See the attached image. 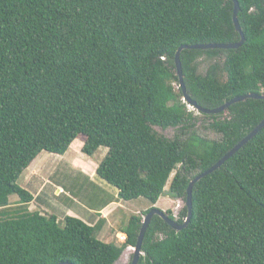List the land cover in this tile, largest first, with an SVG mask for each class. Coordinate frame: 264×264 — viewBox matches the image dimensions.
<instances>
[{
  "label": "trees",
  "instance_id": "trees-1",
  "mask_svg": "<svg viewBox=\"0 0 264 264\" xmlns=\"http://www.w3.org/2000/svg\"><path fill=\"white\" fill-rule=\"evenodd\" d=\"M237 2L240 47L180 53L203 109L264 95V0ZM232 14L230 0H0V264H115L136 244L138 215L118 245L97 238L102 224L28 210L34 197L17 181L41 152L63 156L78 138L88 157L107 149L96 175L118 200L146 199L145 216L166 195L185 202L189 183L264 119L260 99L218 115L183 101L176 51L239 42ZM13 195L21 207H9ZM191 202L180 231L153 217L138 264H264V128L193 185ZM187 214L166 212L179 225Z\"/></svg>",
  "mask_w": 264,
  "mask_h": 264
},
{
  "label": "rangeland",
  "instance_id": "rangeland-1",
  "mask_svg": "<svg viewBox=\"0 0 264 264\" xmlns=\"http://www.w3.org/2000/svg\"><path fill=\"white\" fill-rule=\"evenodd\" d=\"M210 63L202 60L199 73L203 74ZM202 125L205 123H199L195 128L199 136L219 140V135L205 130ZM154 130L167 138L175 134L174 129L161 130L154 127ZM82 142V138L75 140L63 156L41 152L22 173L17 184L34 197L28 204V210L40 212L44 216L55 215L61 226L66 216L79 218L90 225L102 224L97 238L104 243L120 245L125 240V235L120 232L130 216L138 215L144 219V212L152 205L144 198L118 200L117 190L96 175V169L106 156L107 149L100 148L93 157H88L81 152ZM18 206L21 207L18 197H9V207ZM183 207L184 202L168 195L161 197L153 206L154 210L170 212L175 219ZM128 250L115 264H130L133 251L132 248Z\"/></svg>",
  "mask_w": 264,
  "mask_h": 264
},
{
  "label": "water",
  "instance_id": "water-1",
  "mask_svg": "<svg viewBox=\"0 0 264 264\" xmlns=\"http://www.w3.org/2000/svg\"><path fill=\"white\" fill-rule=\"evenodd\" d=\"M230 1L233 3L232 21H233V25L235 27V30L240 35V41L237 43H234V44H206V45H195V46H181L176 51L175 57H174L176 75L179 79V87H180L182 94H183V101L185 103H187L191 108H193L196 111L203 113V114L218 115L222 112H225L231 105L236 104V103H240V102H244L248 99L264 100V95L248 94L246 96L236 97V98L230 100L227 103H224L223 105H221L215 109L207 110V109H203V108L197 106V104L189 98V96L186 92V88H185L184 81H183L181 62H180V53L183 50L237 49L238 47H240L243 44V42L245 40V37H244L243 33L241 32L239 22L237 19V15L239 12V4H238L237 0H230ZM263 128H264V119L251 131V133H249L243 140H241L237 145H235V147L233 149H231L228 153H226L217 163H215L212 167H210L204 173L196 176L189 183V185L187 187V192H186V200L184 202V206L187 208L188 214H187L185 221L181 225L177 224V222L175 220H171L166 215V213H163L160 210L152 209L146 214V216L144 217V219L142 221L141 229L139 231V235H138L136 244L134 247H132L133 253H132V258H131L130 264H138L140 257L143 255L142 243H143L144 235H145L153 217L154 216L160 217L164 221V223H166L169 227H171L175 231H180V230L184 229L187 226V224L189 223V220L191 217V207H192L191 199H192V187H193V185L195 183H197L203 177H206L207 175L211 174L216 169L221 167L226 160H228L232 155H234L237 151H239V149H241L248 141H250L253 137H255ZM61 264H69V263H61Z\"/></svg>",
  "mask_w": 264,
  "mask_h": 264
},
{
  "label": "clouds",
  "instance_id": "clouds-1",
  "mask_svg": "<svg viewBox=\"0 0 264 264\" xmlns=\"http://www.w3.org/2000/svg\"><path fill=\"white\" fill-rule=\"evenodd\" d=\"M120 233L123 234L122 232H120ZM123 235H124V234H123ZM125 238H126V236H125ZM123 240H124V239H122V241H123ZM124 241H125V240H124ZM128 248H132V247H128ZM128 248H127V249H128ZM127 249H126V250H127ZM126 250H125V251H126ZM123 253H124V252H123Z\"/></svg>",
  "mask_w": 264,
  "mask_h": 264
},
{
  "label": "crops",
  "instance_id": "crops-1",
  "mask_svg": "<svg viewBox=\"0 0 264 264\" xmlns=\"http://www.w3.org/2000/svg\"><path fill=\"white\" fill-rule=\"evenodd\" d=\"M103 217H105V216H103ZM127 251L129 252V250L127 249Z\"/></svg>",
  "mask_w": 264,
  "mask_h": 264
}]
</instances>
